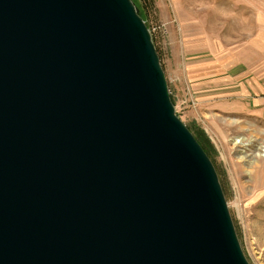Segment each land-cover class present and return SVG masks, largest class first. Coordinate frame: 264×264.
I'll list each match as a JSON object with an SVG mask.
<instances>
[{"label": "water", "instance_id": "1", "mask_svg": "<svg viewBox=\"0 0 264 264\" xmlns=\"http://www.w3.org/2000/svg\"><path fill=\"white\" fill-rule=\"evenodd\" d=\"M0 264H251L133 0H0Z\"/></svg>", "mask_w": 264, "mask_h": 264}, {"label": "rangeland", "instance_id": "2", "mask_svg": "<svg viewBox=\"0 0 264 264\" xmlns=\"http://www.w3.org/2000/svg\"><path fill=\"white\" fill-rule=\"evenodd\" d=\"M150 1L145 14L141 1L133 0L156 41L176 112L192 129L203 128L214 143L243 250L251 264H264V117L217 111L219 102L210 94L199 100L192 84L201 72L187 67L192 55L204 62L220 55L227 65L255 62L260 56L253 51H264V0Z\"/></svg>", "mask_w": 264, "mask_h": 264}, {"label": "crops", "instance_id": "3", "mask_svg": "<svg viewBox=\"0 0 264 264\" xmlns=\"http://www.w3.org/2000/svg\"><path fill=\"white\" fill-rule=\"evenodd\" d=\"M261 37L257 40L261 41ZM253 54L260 56L255 62L245 64L238 61L231 65H227L220 55L205 62L204 58L197 59L201 55L190 56L192 65L187 66L188 69H199L201 72L192 84L199 100L210 94L216 96L214 98L219 102L220 109L217 108V111L231 114L243 111L264 117V51L256 50ZM201 85H209L212 89L205 91L200 89Z\"/></svg>", "mask_w": 264, "mask_h": 264}, {"label": "trees", "instance_id": "4", "mask_svg": "<svg viewBox=\"0 0 264 264\" xmlns=\"http://www.w3.org/2000/svg\"><path fill=\"white\" fill-rule=\"evenodd\" d=\"M140 1H141V4H142L143 9L146 12L145 14H147V10H148L147 7L148 6L149 7L152 6L151 1L150 0H140ZM149 2H150V4L148 5ZM138 11H139L140 15L142 16L141 10L139 8H138ZM148 27H149V25H148ZM152 38H153V41H154V43L156 45V41H155L153 35H152ZM156 49H157V51L159 53V49H158L157 45H156ZM159 55H160V53H159ZM160 59H161V56H160ZM172 100H173V97H172ZM173 102H174V100H173ZM189 128L192 130V132L194 133V135L196 136V138L198 139V141L201 143V145L203 146V148L206 150V152L211 157L212 161L214 162V164L216 166V169L218 171V174H219V170H218V167H217V164H216V156L218 154V151H217L214 143L212 142V140L210 139V137L207 135V133L205 132V130L203 128H201L200 126L195 127V129H192L190 126H189ZM223 189L225 190L224 187H223Z\"/></svg>", "mask_w": 264, "mask_h": 264}, {"label": "bare ground", "instance_id": "5", "mask_svg": "<svg viewBox=\"0 0 264 264\" xmlns=\"http://www.w3.org/2000/svg\"><path fill=\"white\" fill-rule=\"evenodd\" d=\"M236 141H237V142H240V143H242V144H247V142H244L242 138L236 139ZM260 155H261V156H264V149L262 150V152H261Z\"/></svg>", "mask_w": 264, "mask_h": 264}]
</instances>
